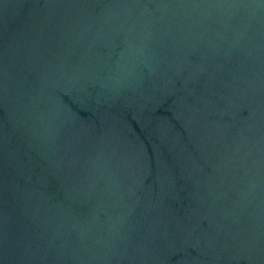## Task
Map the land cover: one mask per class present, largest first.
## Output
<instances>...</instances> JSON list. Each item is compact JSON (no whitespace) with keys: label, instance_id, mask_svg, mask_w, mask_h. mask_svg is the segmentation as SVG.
<instances>
[{"label":"water","instance_id":"95a60500","mask_svg":"<svg viewBox=\"0 0 264 264\" xmlns=\"http://www.w3.org/2000/svg\"><path fill=\"white\" fill-rule=\"evenodd\" d=\"M0 264H264V0H0Z\"/></svg>","mask_w":264,"mask_h":264}]
</instances>
